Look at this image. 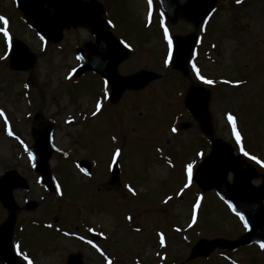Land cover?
I'll use <instances>...</instances> for the list:
<instances>
[{"label": "rangeland", "instance_id": "374dc122", "mask_svg": "<svg viewBox=\"0 0 264 264\" xmlns=\"http://www.w3.org/2000/svg\"><path fill=\"white\" fill-rule=\"evenodd\" d=\"M14 2L0 0V16L8 21L0 22L8 32V37L0 32V175L15 170L29 185L13 191L18 208L12 243L23 254L19 258L25 264H65L69 253L80 252L83 264H264L256 244L217 248L205 258L187 260L198 238L235 239L244 225L214 191L202 192L191 183L187 166L193 170L209 146L202 145L197 123L183 106L187 89L204 85L211 92L215 136L237 152L243 148V158L264 173V0H215L198 27L182 19L169 24L157 0H151L152 10L149 0H112L113 34L123 35L119 38L132 50L118 72L146 69L161 77L143 89L125 91L117 102L105 101L95 116L100 79L91 72L73 76L79 64L76 45L93 42L89 31L84 25L69 28L58 42L45 41L22 21ZM165 28L169 36H199L188 62L191 75L165 65ZM5 38L7 44L15 38L29 48L35 57L32 67H11ZM193 64L213 83L199 79ZM183 121L190 122L185 129L179 126ZM46 124L53 126L55 150L48 165L54 192L40 183L28 152L32 131ZM236 133L245 141L237 143ZM114 156L120 163L117 182L111 181L109 169ZM81 158L93 164L89 176L74 164ZM60 179L64 196L57 191ZM252 182L259 185L261 177ZM26 201H34V208L25 210ZM7 214L0 204V222ZM37 221H49L52 227L36 226ZM18 225L25 229L20 241L15 237ZM91 234L101 239L92 242ZM164 235L167 241L160 244Z\"/></svg>", "mask_w": 264, "mask_h": 264}, {"label": "water", "instance_id": "95a60500", "mask_svg": "<svg viewBox=\"0 0 264 264\" xmlns=\"http://www.w3.org/2000/svg\"><path fill=\"white\" fill-rule=\"evenodd\" d=\"M160 1L172 23L181 17L197 25L214 6V0H188L184 5H178L177 0ZM18 2L24 18L50 40H58L65 27L75 26L82 22L87 23L97 37L98 46L94 48L90 44H85L81 49L85 63L79 68L78 74L91 67L102 73H107L112 82L111 99L113 101L121 96L124 89L141 88L150 80L159 77L154 72L144 70L125 77L118 75L117 65L129 53L119 46L114 37L102 30L106 24L100 18L102 7L95 0H90L85 4H78V0H18ZM45 3L48 4L47 8H43ZM90 13L92 17H90ZM195 41L194 35L175 37L173 63L184 72H186V60ZM33 62L34 56L21 42L15 40L11 56L12 66L24 69L32 66ZM209 97L210 94L205 89L193 86L185 101L193 116L198 120L200 129L212 143L209 155L195 170L194 179L203 190L215 188L222 194L242 215L248 231L233 241L201 240L192 249L190 258L207 255L216 246L233 248L253 241L264 243V207L262 204L264 182L261 186L252 185L251 180L257 175L252 166L240 160L239 155L234 156L232 147L228 143L213 137L211 117L208 111ZM52 149L49 130L36 137L35 144L31 147L36 169L42 173L43 182L50 188H52V177L47 160ZM243 164L246 166L244 169L242 168ZM229 171L233 172L232 183H228L226 180ZM116 176L117 172L115 171L113 180H116ZM15 187H27L26 181L16 172L11 171L0 179V200L5 207L11 210L9 217L0 225V264H18L16 257L11 254L10 244L15 221L16 206L12 198V189ZM33 207V202L27 204L28 209ZM67 264H81L80 256L78 254L69 255Z\"/></svg>", "mask_w": 264, "mask_h": 264}, {"label": "snow or ice", "instance_id": "6c2138e0", "mask_svg": "<svg viewBox=\"0 0 264 264\" xmlns=\"http://www.w3.org/2000/svg\"><path fill=\"white\" fill-rule=\"evenodd\" d=\"M239 2H240V0H237V3H239ZM150 4H151V0H149V5H150ZM0 22H3L4 25H7V23H8L7 19H6L5 17H3V16H0ZM0 32H3L4 35H5V37H8V32H7L4 28H0ZM164 37H165V39L168 41V49H169V58L166 59V60L164 61L165 65H167V64L169 63V60L172 58V54H173V53H172L173 42H172L171 37L169 36V33H168V29H167V28L164 29ZM41 39H43V37H41ZM193 69L196 70V74H197V76H198L199 79H201L202 81H204V82L207 83V84H211V83H213V81H211V80H206L203 76L200 75L199 70L196 69L195 64H193ZM100 110H101V103H100V102H97V104H96V111L93 112L92 115L95 116ZM0 115H3V113L0 112ZM228 119H229L230 121H234V118H233L231 115L228 116ZM233 130H234V132H235V124H234V123H233ZM173 131H175V129H173ZM8 134H9V135H12V132L9 131ZM236 139H237V143H239V141H240V136H239L238 133H236ZM241 151H243V148H241ZM244 154H245V155H248L247 152H245ZM29 155L31 156V153H29ZM116 155H117V156L119 155V150H117ZM250 158L253 159V160H256V157H254V156H252V157H250ZM114 159H115V156H114ZM258 162H259V161H258ZM187 167H188V174H189V177H190V176H191L192 165L189 164ZM187 186H188V185L186 184L185 187H187ZM129 190L131 191V188H130ZM57 191H59V188L57 189ZM241 218L243 219V217H241ZM90 231H91V229H90ZM89 243H91V241H89ZM161 243H163V237H162V236H161ZM94 247H95V246H94ZM260 247H261L262 249H264V243H261V244H260ZM17 248H19V246H17ZM18 254H19V255H23V254L20 253L19 251H18ZM24 259H25V260H28V257H27V256H24ZM28 264H32V262H31L30 260H28ZM109 264H111V261H109Z\"/></svg>", "mask_w": 264, "mask_h": 264}]
</instances>
